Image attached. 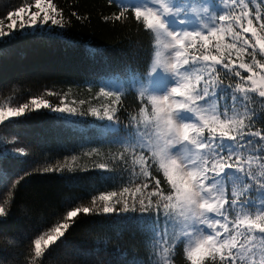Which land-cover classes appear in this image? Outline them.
<instances>
[{"label":"snow or ice","instance_id":"obj_1","mask_svg":"<svg viewBox=\"0 0 264 264\" xmlns=\"http://www.w3.org/2000/svg\"><path fill=\"white\" fill-rule=\"evenodd\" d=\"M106 3L113 10L103 20L134 22L149 36L148 48L136 45L123 72L89 79V91L99 89L95 104L66 103L67 92L50 89L28 92L15 105L10 96L0 101V126H18L19 118L41 110L94 117L101 123L81 146L90 149L83 156L102 158L93 167L117 190L92 186L86 195L66 198L53 223L25 230L29 208L17 217L19 189L16 195L11 189L33 174L67 172L63 179L75 183L80 177L72 174L88 169L65 159L49 166L33 161L14 178L0 173L7 182L0 193V264H47L59 256L64 264H175L178 256L185 264H264V0ZM72 18L88 19L75 10L66 16L53 0H23L0 17V65L21 44L76 47ZM100 51L89 48L92 55ZM16 89L0 81V93ZM53 96L58 103L47 99ZM18 140L0 157H29L32 145ZM79 215L90 219L77 221ZM80 223L118 229L131 239L140 235L146 254L135 247L109 250L106 240L74 245L69 229Z\"/></svg>","mask_w":264,"mask_h":264},{"label":"trees","instance_id":"obj_2","mask_svg":"<svg viewBox=\"0 0 264 264\" xmlns=\"http://www.w3.org/2000/svg\"><path fill=\"white\" fill-rule=\"evenodd\" d=\"M22 2L23 0H0V17H3L7 11H13L19 7ZM53 2L64 9L66 16L75 10L78 14L88 17L87 20L72 18L69 33L71 38L78 42L77 46L65 47L60 42L50 44L32 42L17 46L15 54L0 65V81L9 86L15 84L17 89L0 93V101L11 96L14 97L13 105H15L25 102V94L28 92L32 95H40L45 89H50L61 93L67 92L66 103L72 100L77 102L86 100L95 104L96 101L92 97L99 89L93 87L89 91V79L97 77L107 80L112 72H123L125 65L132 62L130 53L137 50L135 46L139 45L145 50L149 46V36L134 22L129 21L124 25L107 23L103 20V17L113 10L107 7L106 0H53ZM89 48H98L101 51L92 55ZM47 99L53 104L58 103V98L55 96L47 97ZM132 101L133 97H129L126 103H132ZM70 106L79 107L78 104ZM19 119L23 122L18 126L9 127L6 130L0 126V141H3L0 143V151L14 147L10 142L14 137L32 145V150L27 158L0 157L3 161L0 163V173L14 178L25 167L33 166V161L37 162L35 166H40L41 163L43 166H49L62 164L65 159L73 167L88 169V171H78L72 174L80 177V180L75 183L63 179L64 175L69 174L67 172L33 174L27 178L26 184L21 182L22 187L17 185V188L11 189L13 195H16L19 189L17 217L21 215L19 210L21 207L29 208L31 219L23 222L21 225L23 229L46 227L49 223H53L54 215L64 211L61 205L66 198L86 195L92 186L102 191L117 190L118 185L114 187L111 183L102 182L99 176L100 170L93 167L95 161L102 158L89 159L83 156L82 149H78V144L81 143L75 139L78 137L82 141L83 137L81 138L78 133L74 132L72 136L68 135L67 139L57 137L59 133L65 136V131H70L74 126H82L90 130L95 128L97 121L94 117L62 116L41 110L39 113H32L30 119L24 120L23 117ZM50 126L51 128L58 127L54 130L56 135L51 133V130L48 135L42 132L47 131V128L49 131ZM261 126V123L257 122L256 127ZM32 130L37 134L32 136L30 133ZM32 151L36 153L35 157L31 155ZM72 155L78 157L75 162L70 159ZM22 159H27L29 164L22 163ZM6 186L7 182L3 175H0V193L4 192ZM93 194H98V192L94 191ZM83 203L87 204L88 201L85 200ZM75 219L80 221L90 218L79 215ZM69 231L72 233L69 240L74 245L84 244L88 247L97 240H106L109 250L116 247L130 250L135 247L140 255L146 254L144 237L140 235L135 239H131L127 233H121L118 236V229L93 228L89 223H80L75 231L72 229ZM24 247H27L26 242ZM47 264H64V257H53L47 260ZM175 264H185L183 257L178 256Z\"/></svg>","mask_w":264,"mask_h":264},{"label":"rangeland","instance_id":"obj_3","mask_svg":"<svg viewBox=\"0 0 264 264\" xmlns=\"http://www.w3.org/2000/svg\"><path fill=\"white\" fill-rule=\"evenodd\" d=\"M101 122L100 121H97V124H96V126H95V128H93V129H89V128H86V127H80V126H78V127H72L71 128V130L69 131V130H67V131H65V136L64 135H61V133H59V134H57V133H55V129L57 130V128L58 127H56V126H54V127H52L51 128V126L49 127V131H48V128H47V131L46 130H43L42 132L45 134V135H48V133L50 134V130H51V133H53V134H57V137L59 136L61 139H67V136L69 135V136H72L74 133H78L79 134V136L83 139L82 141H80V139L78 138V137H76L77 139H75V141H77V142H80L81 144H78V149H82L84 152L85 151H88V150H90L88 147H81L82 145H84L85 143H86V141L87 140H89L90 138H92L96 133H97V125L98 124H100ZM65 130V129H64ZM74 132V133H73ZM30 133H31V135L33 136L34 134H37V132H34L33 130L32 131H30ZM66 133H67V135H66ZM69 133V134H68ZM39 136V135H38ZM40 137V136H39ZM74 140V139H73ZM93 146H96V145H93ZM116 149H112V151H115ZM101 151L102 152H104V153H107L108 151H109V149H108V147H103L102 149H101ZM96 163H99V162H103L102 161V159H99V161L97 160V161H95Z\"/></svg>","mask_w":264,"mask_h":264}]
</instances>
